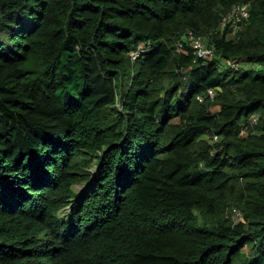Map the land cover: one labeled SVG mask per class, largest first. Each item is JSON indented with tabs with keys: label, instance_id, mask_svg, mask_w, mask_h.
Returning a JSON list of instances; mask_svg holds the SVG:
<instances>
[{
	"label": "trees",
	"instance_id": "trees-1",
	"mask_svg": "<svg viewBox=\"0 0 264 264\" xmlns=\"http://www.w3.org/2000/svg\"><path fill=\"white\" fill-rule=\"evenodd\" d=\"M0 264H264V0H0Z\"/></svg>",
	"mask_w": 264,
	"mask_h": 264
},
{
	"label": "built area",
	"instance_id": "built-area-1",
	"mask_svg": "<svg viewBox=\"0 0 264 264\" xmlns=\"http://www.w3.org/2000/svg\"><path fill=\"white\" fill-rule=\"evenodd\" d=\"M248 17V6L239 5L231 9V11L222 19L223 23H229L230 26L236 31L239 29V25L242 21L246 20ZM188 40H191L192 46L199 50V54L203 55L205 52L201 50L202 40L200 38H195L191 32H188ZM181 46V44H178ZM210 97H213L214 93L208 91ZM234 216L240 217V213L236 209H232Z\"/></svg>",
	"mask_w": 264,
	"mask_h": 264
},
{
	"label": "rangeland",
	"instance_id": "rangeland-1",
	"mask_svg": "<svg viewBox=\"0 0 264 264\" xmlns=\"http://www.w3.org/2000/svg\"><path fill=\"white\" fill-rule=\"evenodd\" d=\"M78 190H83V187L82 186H78L77 187ZM234 218H237L236 216L233 215Z\"/></svg>",
	"mask_w": 264,
	"mask_h": 264
},
{
	"label": "bare ground",
	"instance_id": "bare-ground-1",
	"mask_svg": "<svg viewBox=\"0 0 264 264\" xmlns=\"http://www.w3.org/2000/svg\"><path fill=\"white\" fill-rule=\"evenodd\" d=\"M211 49V48H210ZM239 68V67H238Z\"/></svg>",
	"mask_w": 264,
	"mask_h": 264
}]
</instances>
